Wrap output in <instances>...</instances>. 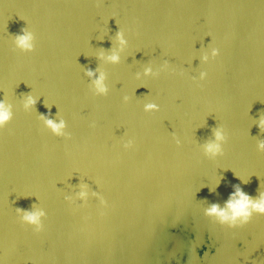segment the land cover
Instances as JSON below:
<instances>
[{
  "label": "water",
  "instance_id": "water-1",
  "mask_svg": "<svg viewBox=\"0 0 264 264\" xmlns=\"http://www.w3.org/2000/svg\"><path fill=\"white\" fill-rule=\"evenodd\" d=\"M24 27L31 52L13 42ZM0 99L14 113L0 129V264H264V215L228 227L204 214L233 185L264 191V0H0ZM45 105L70 137L38 119ZM216 125L228 141L211 160ZM33 203L38 233L16 212Z\"/></svg>",
  "mask_w": 264,
  "mask_h": 264
},
{
  "label": "clouds",
  "instance_id": "clouds-1",
  "mask_svg": "<svg viewBox=\"0 0 264 264\" xmlns=\"http://www.w3.org/2000/svg\"><path fill=\"white\" fill-rule=\"evenodd\" d=\"M102 3V0H97V6ZM116 39L119 41L121 47L125 46L128 41L125 37L124 31L118 29L115 33ZM35 36L32 31L27 27L21 29V31L13 35V42L16 48L23 52H31L35 49ZM219 54V49L213 47L212 55L216 57ZM103 56V52L101 53ZM107 59L113 63H118L120 57L116 53H112L107 56ZM207 60V56L203 57ZM168 62L162 65L164 68H168ZM151 67L145 68V74L151 73ZM85 74L88 77H94L95 72L93 69H86ZM207 73H200V80L205 79ZM105 76L103 73L92 81L95 85L96 93L107 95L108 89L104 84ZM130 97L125 95L123 100L125 103L129 101ZM23 108L25 111H29L36 108L38 99L34 97L31 92L24 93L22 95ZM48 114L38 113V119L43 121L44 125L51 130V132L56 136L70 137V133L66 132L67 123L64 119H60L58 122L52 118L51 107L48 106ZM145 111L155 112L159 111V105L156 103H148L145 105ZM13 106L6 102V99H0V129H3L13 118ZM261 133H264V112H261L259 119L256 122ZM91 126H95V122ZM212 139H206L203 144L204 154L208 159L214 160L219 156L224 155V145L228 141V133L222 125H216L212 128ZM175 138V137H174ZM176 139L177 145L180 144V140ZM134 141L132 139L127 140L123 147L129 149L133 147ZM257 150L264 152V139H259L257 141ZM222 179V177H221ZM246 183V182H245ZM219 183L217 184V186ZM82 187H87V185H82ZM234 191L228 196V199L223 203L224 206L221 207L220 203H209V206L205 208L204 214L208 217H216V221L221 225H227L228 227H240L247 224L253 214L264 215V191L259 192L255 197L250 196L245 191L242 190L239 184L233 185ZM210 191H215V189H209ZM87 194L81 192L80 196L85 197ZM67 199V198H66ZM101 205H106V200L104 197H99ZM83 206V205H81ZM16 212L22 223H26L34 226L35 232H40L43 230V220L47 213L45 210H37L36 203L31 205L30 209L16 208ZM22 214V215H20ZM203 251V250H202Z\"/></svg>",
  "mask_w": 264,
  "mask_h": 264
}]
</instances>
